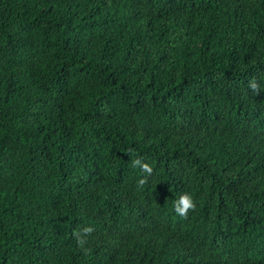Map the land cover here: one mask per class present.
<instances>
[{"label": "trees", "instance_id": "trees-1", "mask_svg": "<svg viewBox=\"0 0 264 264\" xmlns=\"http://www.w3.org/2000/svg\"><path fill=\"white\" fill-rule=\"evenodd\" d=\"M0 264H264V0H0Z\"/></svg>", "mask_w": 264, "mask_h": 264}, {"label": "clouds", "instance_id": "clouds-1", "mask_svg": "<svg viewBox=\"0 0 264 264\" xmlns=\"http://www.w3.org/2000/svg\"><path fill=\"white\" fill-rule=\"evenodd\" d=\"M253 87H255V85H253ZM132 164H133V167L139 165L143 169V171L146 173H151V171H152L151 167L148 164H141V162L139 160H134L132 162ZM139 183L143 184L144 183L143 179H141L139 181ZM194 207H195V205H194V202H193L191 195L183 194L179 197L178 201L176 202L175 211L179 215L184 216L187 214V212L190 209H192ZM84 231L88 232V231H90V229L85 228Z\"/></svg>", "mask_w": 264, "mask_h": 264}]
</instances>
